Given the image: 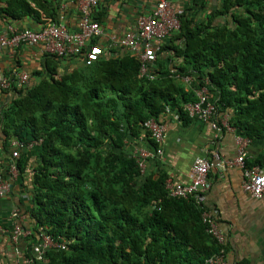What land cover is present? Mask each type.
<instances>
[{
  "label": "trees",
  "instance_id": "16d2710c",
  "mask_svg": "<svg viewBox=\"0 0 264 264\" xmlns=\"http://www.w3.org/2000/svg\"><path fill=\"white\" fill-rule=\"evenodd\" d=\"M5 5L0 14L11 20L28 15L42 25L41 14L58 18V6L47 0ZM205 7L194 1L176 13L180 27L160 51L182 59L175 74L157 59L155 79L141 78L138 60L118 49L90 66L69 57L82 65L58 77L67 58L45 52V68L33 73L38 81L27 75L24 83H9L3 149L12 140L22 149L39 144L12 160L21 182L31 172L25 212L31 232L58 245L31 264H205L218 251L196 203L170 196L165 174L145 176L125 153V140L143 130L157 148L145 123H160L166 108L184 115L182 107L197 100L194 92L203 85L219 113L233 110L228 124L240 137L264 138V0H221L197 19ZM176 74L192 77L189 90ZM248 159V167H263L264 150L255 162Z\"/></svg>",
  "mask_w": 264,
  "mask_h": 264
},
{
  "label": "crops",
  "instance_id": "0c3cea01",
  "mask_svg": "<svg viewBox=\"0 0 264 264\" xmlns=\"http://www.w3.org/2000/svg\"><path fill=\"white\" fill-rule=\"evenodd\" d=\"M47 1L53 6H58V15L61 12L65 17L68 31H76L80 14L78 2L81 0ZM194 1L198 3V6L201 3L206 6V9L200 11L197 16V19H201L210 14L221 0H171V6L175 12H181L191 6ZM155 2L156 0H99L95 8V17L103 28L104 35L96 41V44H99L107 53L111 39H119L126 33L133 32L136 29L137 18L149 14ZM5 3L6 0H0V9L6 6ZM49 13H51L50 10ZM41 15L43 19L44 14ZM9 25L19 30L33 31L41 26L28 15L18 20H11L4 14H0V40L6 34ZM174 41L176 45L181 44L179 40ZM166 44L171 45L169 42ZM113 50L118 49L113 47L111 51ZM122 51L125 53L124 50ZM169 56L171 57L168 58ZM157 59H164L166 67L171 69V72H175V67L183 66L182 59L175 57L172 50L161 52ZM81 65L82 63L74 58L64 59L59 63L57 76L60 77L64 70H72ZM44 68L45 53L41 46L20 45L17 48H11L0 44V119L3 110L11 100L12 94L8 92L9 83L17 82L22 75L31 76V82L38 81L39 78L33 76V73ZM189 77L191 84L193 79ZM183 84L185 90H189L190 84ZM209 94L213 99L214 93ZM185 106L186 104L182 107L184 115L176 109L166 108V113L159 117V122L165 127V135L157 148L144 137L143 130L141 137L125 140V153L131 156L140 149H147L149 152L161 149V155L147 160L144 175L153 176L156 179L165 174V187L167 183L189 184L192 180V165L196 158H207L214 163L207 174L209 187L205 201L201 206L196 204L200 221L205 225V232L219 246L218 251L205 260V264L221 253L225 264H264V200H256L242 189L244 174L240 167L216 165L219 161L234 160L237 157V139L240 136L237 130L228 124L231 115H234L233 110L226 109L223 113H219L218 110L214 118L204 119L190 117ZM225 123L228 124L227 127ZM213 124L221 127L222 130L217 131ZM245 139L248 140L245 157L249 158L248 161L255 162L264 150V138ZM5 140L3 126L0 124V173L9 186L8 191L0 196V264H31L35 260H40L44 253L52 248L44 249L40 258L35 252V248L42 245L44 233L35 235L31 232L32 222L25 213L31 207L29 193L31 172H28L21 182L16 171L12 170L14 160L12 158H14V152H18L19 157L23 149L32 150L39 144L32 143L28 145L29 148L27 146L26 149H22L21 142L12 140L8 144L9 151L6 153L3 149ZM261 168L264 169V166ZM188 199L191 198L185 200ZM14 212L17 213V218H13ZM206 212L216 213L213 222L222 239L221 242L209 233V226L205 221ZM17 223L22 224L23 227L20 226L26 234L15 241L12 233Z\"/></svg>",
  "mask_w": 264,
  "mask_h": 264
},
{
  "label": "built area",
  "instance_id": "2783aa9c",
  "mask_svg": "<svg viewBox=\"0 0 264 264\" xmlns=\"http://www.w3.org/2000/svg\"><path fill=\"white\" fill-rule=\"evenodd\" d=\"M99 0H81L79 5V19L77 30L70 32L65 24V17L60 12L56 21L43 18V23L38 30L23 29L19 30L13 26H8L6 34L0 40L1 46L17 48L20 45L41 46L43 52L54 54L59 58H82L83 64L90 66L99 61L105 54V50L93 41H97L104 35L101 25L93 19L95 8L98 6ZM175 10L171 6V0H156L151 12L147 15L139 16L136 20V29L128 32L119 39H111L108 49L113 47L124 50L135 57L139 62V75L141 78L148 80L155 79V62L161 51L163 44L170 39L172 34L180 27V22ZM108 50V52H109ZM175 74V72H171ZM182 83L190 84L189 76L175 75ZM28 81L27 75H22L20 83ZM196 102L189 103L185 106L190 117H201L204 119L214 118L218 114L219 107L212 101L209 91L205 85L195 90ZM227 127V123H225ZM217 131H221V127L213 124ZM153 140L159 144L164 138L165 127L154 119H150L145 123ZM248 140L243 137L237 139V157L234 160L219 161L216 165L222 166H238L243 170L244 180L242 189L249 193L256 200H264V169L260 166L248 167L245 163L246 145ZM162 154L161 149L149 152L147 149H140L132 156L136 157L138 167L141 172L145 171L146 161ZM13 157H18V152L13 153ZM218 159V157H216ZM214 166V163L207 158H196L192 165V180L189 184L171 185L167 183L166 188L169 190L170 196L176 198H191L196 204L202 205L206 198V191L209 187L207 174ZM12 170H15L14 164ZM8 184L3 180L0 173V196L8 191ZM205 221L209 226V233L222 241L217 232L216 225L213 222L216 213L206 212ZM13 218H17V213L12 214ZM13 239L17 241L19 237L26 233L17 223L13 227ZM52 239L42 236V245L35 248V252L40 258L44 249L56 248ZM61 248H64L61 246ZM208 264H225L223 254L207 261Z\"/></svg>",
  "mask_w": 264,
  "mask_h": 264
}]
</instances>
